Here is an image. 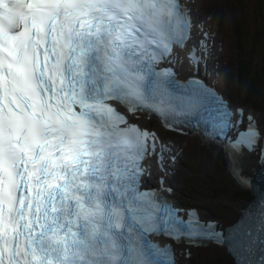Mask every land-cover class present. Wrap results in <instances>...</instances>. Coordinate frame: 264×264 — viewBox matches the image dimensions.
<instances>
[{
	"label": "clouds",
	"instance_id": "1",
	"mask_svg": "<svg viewBox=\"0 0 264 264\" xmlns=\"http://www.w3.org/2000/svg\"><path fill=\"white\" fill-rule=\"evenodd\" d=\"M134 7L0 0V248L21 264H100L91 213L118 205L102 179L114 150L98 132L145 102L124 39ZM167 25H150L153 35Z\"/></svg>",
	"mask_w": 264,
	"mask_h": 264
},
{
	"label": "snow or ice",
	"instance_id": "2",
	"mask_svg": "<svg viewBox=\"0 0 264 264\" xmlns=\"http://www.w3.org/2000/svg\"><path fill=\"white\" fill-rule=\"evenodd\" d=\"M134 3L135 7L126 17L131 23L124 39L133 49L132 55L138 60L142 74L146 66L153 64L158 58H163L158 47V38L153 35L150 27L158 21H168L161 33L175 34L176 43L168 52L167 58L175 61L177 71L184 67L199 71L202 60L207 65L211 50L207 45L206 34L196 36L199 19L193 18L192 9L187 4H182V0H134ZM209 88L211 92L216 91L212 85ZM211 92L208 96L179 92L171 97V106L183 118L191 120L194 127L207 139L213 143H223L228 150V167L236 174L241 169L239 161L242 154L254 150L256 142L264 133V126L257 127L255 115L249 113L247 126L243 131H237L243 111L229 108L225 104L207 103ZM143 107L144 105L138 111H143ZM164 124L174 128L171 124ZM149 128L147 125L139 131L136 128L118 130V135H124L142 150L133 165L117 160L110 169H104V190L111 194L118 209H106L101 205L91 213L95 218L92 245L97 252L95 259L100 264L106 260H115V264H137L143 235L157 227L166 228L185 240H199L203 234L212 232L211 225L205 226L199 219L193 218L195 208L185 210L176 209L174 205L167 207L168 202L159 198L156 189H145L144 192L137 190L133 197L129 190L133 178L155 175L152 172L153 165L162 174L178 159L175 151L166 143V129L161 127L152 132ZM230 130L236 131L235 138L228 134ZM260 159L264 163V149L261 150ZM163 178L160 175V179ZM167 191L170 192L171 189ZM234 229L231 239L223 238L220 242L228 240L235 264H264V211L250 226L238 225ZM220 237L221 233L212 232L211 238ZM171 238L174 239L175 236ZM101 243L104 245L103 250L99 248ZM21 260L20 253L13 251L11 247L0 248V264H21ZM171 264L182 262L174 255Z\"/></svg>",
	"mask_w": 264,
	"mask_h": 264
},
{
	"label": "rangeland",
	"instance_id": "3",
	"mask_svg": "<svg viewBox=\"0 0 264 264\" xmlns=\"http://www.w3.org/2000/svg\"><path fill=\"white\" fill-rule=\"evenodd\" d=\"M229 1L230 3L227 4L224 0H189L192 13L196 15V17L200 16L201 19H206L212 27V36L217 40L212 58L215 60V69L223 76L222 88L235 105H243L239 102L235 93V88L237 86V74L234 67L236 62V51L229 38L221 31L222 28L219 30V26L213 19V15H222L225 22L224 24L230 26L231 17L234 15L242 13L248 20H251V13L248 6V8H242L231 0ZM229 9L232 11L231 14H229ZM244 106L247 110H251L248 106ZM255 114L256 119L259 118L257 121L261 126H264V113L255 112ZM137 121L143 126L148 125L156 130L161 128L157 121H149L146 118ZM167 141L173 144V146L180 147L178 154L181 156L179 158V163L176 164L177 170L172 178V187H175L174 195L177 200L184 205L192 204L196 206L204 218L216 217L225 223L233 221L242 205L224 201L212 204L204 199L205 196H191L184 185L185 175L188 172L199 170L205 173L209 171L207 167L213 165L216 167V178L214 177V179L220 182H230L232 178H229L230 172L220 149L213 144H203L196 136H185L182 139L174 137ZM197 251L198 250H192L191 257L195 258ZM216 252L222 254L225 251L211 244L205 248L203 257L206 259Z\"/></svg>",
	"mask_w": 264,
	"mask_h": 264
},
{
	"label": "trees",
	"instance_id": "4",
	"mask_svg": "<svg viewBox=\"0 0 264 264\" xmlns=\"http://www.w3.org/2000/svg\"><path fill=\"white\" fill-rule=\"evenodd\" d=\"M224 1L230 3L229 0ZM231 1L242 8L249 7L251 13V20L242 13L234 15L230 26L223 23L222 16L217 18V23L222 24L224 34L234 44L236 51V97L241 104L264 113V0ZM229 13H232L231 9ZM207 169L209 171L205 173L193 170L185 175L184 185L191 196H205L204 199L212 204L224 201L240 205H244L252 197L251 191L236 184L230 175V182L215 180L214 165ZM204 253L205 248L198 249L195 258L191 257L189 261L195 264H235L226 252H216L206 259L203 257Z\"/></svg>",
	"mask_w": 264,
	"mask_h": 264
},
{
	"label": "bare ground",
	"instance_id": "5",
	"mask_svg": "<svg viewBox=\"0 0 264 264\" xmlns=\"http://www.w3.org/2000/svg\"><path fill=\"white\" fill-rule=\"evenodd\" d=\"M210 9H211V8H210ZM204 10H205V9H204ZM207 16H208V15H207ZM209 18H210V17H209ZM207 20H208V19H207ZM204 33H206V34H209V35H210V34H211V31H210V30H205V31H204ZM208 47H209V45H208ZM212 79H213V78H212ZM215 82H216V81H215ZM216 83H217V82H216ZM217 85H219V84L217 83ZM257 119L259 120V118H257ZM132 121H134V119H133V118H132ZM167 145H169V146H170V144H168V143H167ZM170 147H171V146H170ZM248 162H249V161H247V160H244V159H243V165H247V163H248Z\"/></svg>",
	"mask_w": 264,
	"mask_h": 264
}]
</instances>
